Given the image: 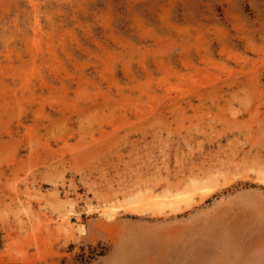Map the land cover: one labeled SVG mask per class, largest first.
Returning a JSON list of instances; mask_svg holds the SVG:
<instances>
[{
	"label": "rangeland",
	"instance_id": "obj_1",
	"mask_svg": "<svg viewBox=\"0 0 264 264\" xmlns=\"http://www.w3.org/2000/svg\"><path fill=\"white\" fill-rule=\"evenodd\" d=\"M195 261L264 264V0H0V264Z\"/></svg>",
	"mask_w": 264,
	"mask_h": 264
},
{
	"label": "trees",
	"instance_id": "obj_2",
	"mask_svg": "<svg viewBox=\"0 0 264 264\" xmlns=\"http://www.w3.org/2000/svg\"><path fill=\"white\" fill-rule=\"evenodd\" d=\"M227 258H228V257H226L225 261H227ZM228 259H229V258H228Z\"/></svg>",
	"mask_w": 264,
	"mask_h": 264
},
{
	"label": "crops",
	"instance_id": "obj_3",
	"mask_svg": "<svg viewBox=\"0 0 264 264\" xmlns=\"http://www.w3.org/2000/svg\"><path fill=\"white\" fill-rule=\"evenodd\" d=\"M196 264V261L194 262ZM188 264V263H187Z\"/></svg>",
	"mask_w": 264,
	"mask_h": 264
}]
</instances>
